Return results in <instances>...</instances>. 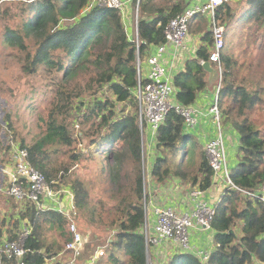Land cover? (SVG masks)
<instances>
[{
  "label": "trees",
  "instance_id": "obj_1",
  "mask_svg": "<svg viewBox=\"0 0 264 264\" xmlns=\"http://www.w3.org/2000/svg\"><path fill=\"white\" fill-rule=\"evenodd\" d=\"M11 2L27 4L20 30L5 28L2 35L6 45L23 55L22 73L33 75L44 67L48 76L52 73L57 76L50 79L53 96L43 131L30 144L23 139L19 141L28 152V162L44 175L51 188L64 186L72 192L76 223L84 218L86 223L108 232L104 247L108 264H147L142 233L147 199L142 150L145 125L143 123L141 129L138 101L134 95L139 80L137 63L142 61L148 48L164 42V26L186 7L185 2L168 0L167 5L161 7L156 5V0H140L137 41L129 39L122 16L116 10L94 8L83 13L88 0ZM238 10L243 12L240 32L248 28L264 31V0H235L215 11L216 22L224 27L225 33L233 28ZM26 40H32L35 51L29 50ZM211 47V34L205 32L195 57L187 60L183 71L173 77L178 105L191 106L208 86L201 62L209 60ZM221 66L223 81L219 107L221 110L224 105L221 113L226 119L223 124L228 123L238 136L230 179L240 189H258L264 187V133L249 115L253 111L264 113V85L257 82L251 90L237 85L238 65L224 53ZM80 73L87 76V91L106 87L114 100L93 101L85 108V103L78 101L82 93L77 92V83H74ZM116 103L131 106L134 112L117 113ZM72 111L76 116L71 125L67 120ZM88 124V131H82ZM74 131L80 136L72 135ZM76 142L80 149L70 150ZM63 148H69L66 161L58 157L66 153ZM83 158L103 162L98 168L106 172L110 191L106 205L103 201L96 204L101 205L99 209L89 202L85 183L68 178L71 165ZM150 177L158 185L178 180L180 187L188 190L208 191L213 186V173L202 144L188 133L183 117L174 110L167 114L157 131ZM214 208L211 228L215 247L208 264L264 263V204L238 191L224 189ZM24 220L31 229L24 241L25 264H46L62 253L64 245L71 240L62 215L42 212L30 205L16 219L17 232L12 234L10 230L7 239H17ZM50 232L57 236H48ZM83 239L85 246L78 264L91 256L83 261L87 238L83 236ZM169 264L201 263L190 254H180Z\"/></svg>",
  "mask_w": 264,
  "mask_h": 264
},
{
  "label": "built area",
  "instance_id": "obj_2",
  "mask_svg": "<svg viewBox=\"0 0 264 264\" xmlns=\"http://www.w3.org/2000/svg\"><path fill=\"white\" fill-rule=\"evenodd\" d=\"M233 1L235 0H196L170 19L163 29L164 42L156 45L155 52L147 56L144 77L141 71L142 63L140 61L137 63L139 80L134 95L138 101L139 125L143 129L142 125L145 122V128L147 126L153 140L154 153L157 131L171 110L176 111L183 117L187 131H191L196 127L200 117L210 116L215 127L216 137L208 139L203 148L213 173L212 184H218L223 189L238 191L264 204V187L246 191L232 183L226 157V135L219 107L223 81L221 54L225 48V29L217 24L215 11L219 6ZM134 2L133 11L130 12L131 4ZM139 2L140 0H88L83 13H89L94 8H108L116 10L122 16V19H126L129 12L131 13V25L135 27L137 34ZM198 17L206 18L209 22L212 47L208 62L212 67H215L218 74L213 99L206 114L198 113L190 106L183 107L175 102L176 89L163 58L168 47H171V53L175 59L182 58L190 25ZM203 63L201 62V64ZM146 149V144L142 142L143 158ZM2 174L5 180L3 195L12 200L15 205L21 207L20 214L26 206L30 205L36 210L55 212L63 216L71 236V240L64 245V250L71 254L68 264H76L80 259L85 241L82 234L77 230L72 192L64 186L59 189L51 188L44 175L28 162V152L18 142L12 141L9 144L8 161L3 166ZM209 190L201 191L198 188L188 190V198L192 203V209L187 213L179 214L171 207L154 209L155 221L152 232H147L145 228L142 231L146 244L147 264L150 263V251L152 249L159 250L166 243H170L172 249L178 251L179 254H190L197 258L201 264H208L213 250L197 249L191 245V237L194 232L208 231L213 233L211 224L215 216V208L204 199V195ZM145 205L146 200L144 201ZM30 232L31 229L27 224V220H24L20 225L17 239L9 240L7 237L0 239V264H5L4 261L9 264H25L27 251L24 248V241ZM262 238L264 239V233ZM214 247L213 243V249ZM104 255L103 248L97 249L85 264H96ZM166 263L167 259L165 257L160 264ZM253 264L264 263L254 261Z\"/></svg>",
  "mask_w": 264,
  "mask_h": 264
},
{
  "label": "rangeland",
  "instance_id": "obj_3",
  "mask_svg": "<svg viewBox=\"0 0 264 264\" xmlns=\"http://www.w3.org/2000/svg\"><path fill=\"white\" fill-rule=\"evenodd\" d=\"M167 1L168 0H156V5L164 7L167 5ZM171 1L177 2L180 0ZM134 5L135 2L131 4V10L134 8ZM26 7L27 4L0 0V226H5L8 233L11 230L12 234L17 232L15 224L16 219L21 215L19 212L21 207L15 205L12 200L3 195L5 180L2 169L4 164L8 161V146L12 141L19 143L21 139H23L26 144H30L43 131L44 120L47 117L53 96V88L51 87L50 79L56 76L53 73L51 76H48L44 67H40L33 75H24L21 71V59L23 55L16 48L9 47L3 42L2 35L5 28H15L17 31L20 30L21 20L24 17L23 10ZM242 13L241 10H238V15L232 25L233 28H231L229 32L226 31L227 33L224 34L225 49L222 53L232 62L237 60L239 64L237 67L238 74L241 72L246 76L248 75V61H251L252 72H257V68L264 69V31L256 28H248L240 32ZM197 20L199 22H197L198 27H200L199 30L210 33L208 20L202 17H198L195 21ZM26 44L31 52L35 51L32 40H26ZM141 71L144 77V63L141 67ZM86 81L87 76L83 73H80L74 80V83H77L75 87L77 92L81 91L82 93L78 101H83L85 103V108L90 106L93 101H102L104 98L114 100L106 87L101 89L93 87L91 90L87 91ZM78 101L76 102V106L78 105ZM115 105L117 113L127 114L134 112L131 106L124 103H116ZM75 116V111H72L69 115L67 121H70L71 125ZM249 116L250 120L256 122L264 133V113L253 111ZM7 124H9V127ZM88 129L89 124L85 125L82 131L85 132L88 131ZM72 135L79 137L80 133L78 134V132L74 131ZM73 149H75V151L80 149L77 142L70 147V150ZM68 150L69 148H63V151H66V153L62 155L60 152L61 154H59L58 157L66 161ZM234 161L235 152H233L230 157H227L229 170L234 166ZM102 164L103 162L100 161H89L83 158L74 165H71L72 167L68 172V178L78 179L85 183L89 190V202L93 207L100 201H103L106 205V197L110 191L109 185L106 183V172H101L98 168V166ZM100 206L101 205L98 204L96 207L99 209ZM83 219H78L76 226L77 230L87 238L84 261L97 249L103 248L104 250L108 232L103 229H97L96 226L86 223L85 219ZM48 236L56 237L57 235L50 232ZM164 247L165 245L161 248ZM171 250L174 253L172 256L167 258L166 255H163V258H167L166 264H169L174 256L180 255L178 251L172 248ZM156 252L157 251L154 249L150 251L151 258ZM119 255L120 259H123L122 252H119ZM106 256H103L97 264H108L106 262Z\"/></svg>",
  "mask_w": 264,
  "mask_h": 264
},
{
  "label": "crops",
  "instance_id": "obj_4",
  "mask_svg": "<svg viewBox=\"0 0 264 264\" xmlns=\"http://www.w3.org/2000/svg\"><path fill=\"white\" fill-rule=\"evenodd\" d=\"M185 2V6L190 3H194L196 0H182ZM133 11L130 10V12ZM131 13H127L126 19H123L124 27L127 31L128 37L130 40L137 38L135 27H132V23L130 22ZM197 21L193 22L189 28V35L184 43L185 51L183 53L182 58L175 59L171 53V47L167 48V52L164 54V62L167 66L168 74L172 77L182 72L184 69L185 62L189 59H193L196 54V50L201 44V38L204 35L205 31H200L197 25ZM199 23V22H198ZM155 52V46H151L148 48L146 55L143 57L141 63L145 65L147 56ZM234 62H238L235 60ZM251 61L247 63V74L244 75L241 72L238 74L237 85H245L247 90H251L254 88V84L256 85L257 82H260L264 85V69H258L257 72L251 71ZM239 66V64L237 63ZM214 69V77L210 80L209 74H207V81L208 86L204 91H202L194 104L190 106L191 109L195 110L198 113L206 114L208 108L213 99L214 88L217 83V73L215 67ZM146 69V67H145ZM224 108V105L221 108ZM223 122L226 119V116H222ZM224 132L226 135V142H225V149H226V157H230L233 152L236 151L238 145V136L234 130H232L229 124L224 123ZM195 140H197L202 146L204 143L213 137H216L215 127L212 123V119L210 116L206 115L205 117H200L197 125L191 131H188ZM142 142H144L147 146L146 151L144 152V168L146 170V174L144 175V188L147 191V199L145 205L146 211V221L144 228L147 232H152L155 216H154V209L155 208H173L179 214H184L192 209V203L188 198V189H184L180 187L178 180H171L163 185H158L154 181H152L150 177V170L155 158L153 140L151 139L150 132L146 126L142 132ZM231 150V151H230ZM235 164V161H234ZM233 164V165H234ZM223 188L218 185L214 184L208 193L204 195V199L210 203V205H215V203L219 202L220 197L223 193ZM67 231V229H66ZM3 235L2 237H9L8 230L6 227H2ZM213 234L214 232H194L191 237V245L196 247L197 249H212L213 250ZM1 237V238H2ZM171 244L166 243L164 248H160L156 250V254L153 255L151 258L150 254V264H159L163 260V255H166L167 258L172 256L174 253L171 250ZM153 251V249L151 250ZM71 258V254L67 251H63L58 256L52 258L51 260L46 261V264H68ZM166 258V259H167ZM102 258H100L97 262ZM148 261V260H147ZM86 262H82L85 264ZM78 264V262L76 263Z\"/></svg>",
  "mask_w": 264,
  "mask_h": 264
},
{
  "label": "water",
  "instance_id": "obj_5",
  "mask_svg": "<svg viewBox=\"0 0 264 264\" xmlns=\"http://www.w3.org/2000/svg\"><path fill=\"white\" fill-rule=\"evenodd\" d=\"M202 67L204 69V71L209 74L210 80L213 79L214 77V69L212 68V66L210 65V63L208 61L204 62L202 64ZM41 252L43 253L44 251L41 250Z\"/></svg>",
  "mask_w": 264,
  "mask_h": 264
}]
</instances>
